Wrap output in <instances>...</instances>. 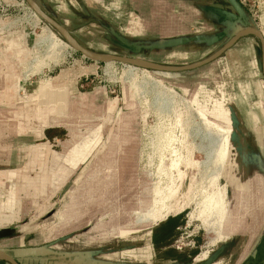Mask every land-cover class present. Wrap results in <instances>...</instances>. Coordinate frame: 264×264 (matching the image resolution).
Segmentation results:
<instances>
[{"label":"rangeland","instance_id":"1","mask_svg":"<svg viewBox=\"0 0 264 264\" xmlns=\"http://www.w3.org/2000/svg\"><path fill=\"white\" fill-rule=\"evenodd\" d=\"M261 2L259 0L256 19L246 14L252 25L259 23ZM7 4L14 7L0 18V24L6 22L0 26V32L19 30L28 36L32 56L23 65L27 72L23 73L26 80L42 82L44 87L55 77L69 81L76 110L65 122V130L50 142L53 155L47 158V164H33V168L26 170L27 180L13 178L0 184V248H12L10 246L19 244V239L12 240L10 237L18 234L16 226L43 215L39 221L46 222V227L40 233L31 234L22 245L36 247L46 243L44 246L71 253L73 258L70 260H75L73 264H100V260L104 259L111 260L113 264H175L166 262L164 257L179 256L178 249L186 250L192 240L196 241L193 250L199 255L195 261L186 259L185 264L240 262L238 259L244 250L237 249V244L227 242L223 250L220 248V241L226 236L229 216V202L222 200L224 175L221 172L215 184L209 190H203L199 185L200 170L193 168L204 158L196 146L202 136L191 135L198 125L197 116H206L218 125L223 123L211 119L181 93L180 87L186 86L177 84H182L177 75L87 60L74 52L23 0ZM109 17L113 16L109 14ZM110 27L115 30L122 28L123 33L122 25L110 24ZM48 36L53 37L50 38L52 42L47 39ZM98 38L96 35L94 39ZM255 40L259 46V41ZM119 51H115L114 55H118ZM135 57L153 61L159 59L153 56ZM176 76L178 78L175 79ZM34 89L28 87L26 96L20 89L16 93L12 88L7 89L8 103L4 114L10 118L4 121L7 129L13 127L14 120L11 118L21 103V115L28 116L29 96H35ZM167 93L172 94V102L163 100ZM79 109H82L80 113ZM162 116L166 118H161L164 123L161 126L167 124L175 131L171 143L174 147H168L170 151L167 152L170 155L174 150V166L172 169L168 166L158 177L160 155L155 150L158 148L156 140L159 139L157 132ZM23 121L29 123V120ZM180 130L182 133L189 132L192 141L188 140V148L192 149L183 151L176 146L179 141L186 142ZM228 137L229 133L227 147ZM15 140L6 137L0 140V144L12 146ZM21 140L32 141L33 138L23 137ZM13 154L6 153L10 158ZM68 159L73 160L69 162ZM159 178L162 182L157 186ZM161 186L168 191L162 193L159 190ZM172 189L173 194L170 193ZM25 194L40 199L32 201ZM207 194L220 195L221 210L218 221L215 220L217 223L208 217V211H200V205H197ZM225 196L227 198V194ZM154 203V213L165 206L162 215L150 223L139 221L140 214ZM19 210H23L21 216H17ZM167 218L176 219L179 228L169 242L170 247L161 252L162 258H157L158 254H155V261L150 263L132 259L133 254L141 259L149 256L144 245L147 244L150 229ZM207 219L211 220L209 225ZM191 245L193 247V243ZM67 261L50 263L69 264ZM31 262L24 261L22 264H50ZM0 264L6 263L0 261Z\"/></svg>","mask_w":264,"mask_h":264},{"label":"crops","instance_id":"2","mask_svg":"<svg viewBox=\"0 0 264 264\" xmlns=\"http://www.w3.org/2000/svg\"><path fill=\"white\" fill-rule=\"evenodd\" d=\"M34 1L86 49L111 55L120 50L118 55L134 58L153 56L159 58L158 61L142 60L164 66L180 67L201 62L218 52L246 26L255 27L264 37V0L260 6L259 23L254 25L248 21L244 10L239 16L227 0ZM110 24L124 26L123 33L122 28L115 30ZM96 35L98 39H94ZM28 41V36L19 30L0 32V140L6 137L17 139L12 146L0 144V184L13 178L27 180L26 170L33 168V164H47V158L53 155L50 142L65 130V122L76 110L69 81L55 77L44 87L42 82L26 80L23 65L32 56ZM161 74L177 75L179 78L176 76L175 79L182 83L177 84L186 86L180 87L181 93L189 101L211 119L230 127L227 157L221 171L225 183L222 200L229 202V216L220 248L223 250L227 242L237 244V249L244 250L237 264H247L264 249V79L260 45H256L255 37L245 36L208 64L189 71ZM28 87L35 88V96H29L31 108L28 116L21 115L20 102L21 106L11 118L13 127L7 129L4 122L10 119L4 115L8 103L7 89H14V93L20 89L26 96ZM81 111L79 109L78 113ZM180 132L186 137L187 145L179 141L176 146L183 151L192 149L188 148V140L192 141L189 132ZM23 137H32L33 140H21ZM7 152L14 154L10 158ZM25 196L32 201L40 199L34 195ZM22 214L23 210H19L17 216ZM41 216L16 226L18 234L10 237L19 239L20 243L7 249L25 247L22 244L31 234L40 233L46 227V222L39 221ZM178 228L177 220L170 218L151 227L144 245L149 256L141 259L132 253V259L152 262L155 254L162 258L161 252L170 247L169 242ZM195 242L188 243L190 248L185 247L186 250L178 249L179 256L164 257L163 260L175 264H185L186 259L195 261L199 255L193 250ZM67 262L73 264L75 260ZM100 262L113 264L106 259Z\"/></svg>","mask_w":264,"mask_h":264},{"label":"bare ground","instance_id":"3","mask_svg":"<svg viewBox=\"0 0 264 264\" xmlns=\"http://www.w3.org/2000/svg\"><path fill=\"white\" fill-rule=\"evenodd\" d=\"M50 38H53V37H49L47 39L52 42ZM125 65H128V64H125ZM129 66H132V65H129ZM163 100L172 102L173 100L172 94L171 93L165 94ZM198 116L196 118L198 125L197 127L193 128L191 135L202 136L200 140H198L199 143H196V146L198 145L197 151L202 152L204 154V158L200 164L195 163L193 168H195L198 171L200 170V180H199L200 187L204 188L203 190H209L210 189L209 187L214 185L215 182L218 180V177L224 166L225 158L227 155V135L229 133V128H228L229 126H227V124L218 125L203 115L202 116L198 115ZM161 118L165 120L166 116H162L159 118L160 126L164 124L163 122L160 121ZM157 134L159 135L158 136L159 139L156 140L157 141L156 147L158 148L155 150V152H159L158 154L160 155L159 168H158V177H160L161 174L165 171V169L168 166H170V168L174 166V164L172 163L174 150H172L173 153L170 155H167V152L170 151L168 150V147L171 149H173L174 147V145L171 143L174 141L175 131L169 125L166 124V126L160 127ZM161 182L162 180L159 178L156 185L159 186ZM174 183H177V179H174ZM159 190L162 193H166V191H168V188L165 189L164 186H161L159 187ZM170 193L173 194L174 190L173 189L170 190ZM219 198H220L219 194L218 195L216 194L214 196H210L207 194V195H204L201 201L198 202L197 204V205H200V211H208V217L213 221L217 220V217L219 219V216H220L219 213L221 210V203L218 201ZM154 207H155V203L153 206L150 207L149 210H146L145 212L141 213L139 221H147L148 223L152 221H156L155 219L159 218L162 215L161 211H164L165 206L162 207V209H160V211L156 213H154V210H153ZM211 220L209 221L207 219L206 223L208 222V225H209V223H211Z\"/></svg>","mask_w":264,"mask_h":264},{"label":"water","instance_id":"4","mask_svg":"<svg viewBox=\"0 0 264 264\" xmlns=\"http://www.w3.org/2000/svg\"><path fill=\"white\" fill-rule=\"evenodd\" d=\"M28 7L51 29L57 32L73 49L74 52L81 54L85 59L96 63H119L128 64L144 70H150L153 72L163 73H177L193 70L208 64L221 55H223L228 49H230L240 38L245 36L255 37L260 44L262 74L264 79V37L261 32L255 27L246 26L240 32H238L227 44H225L218 52L209 58L189 66H164L155 63H151L142 59L134 57H126L121 55L111 54H98L86 49L82 46L75 37L61 24H59L53 17H51L43 8H41L34 0H23ZM233 7L235 12L241 16L243 9L236 0H227ZM73 258V255L69 252H63L56 250L50 246H36V247H21L13 249L0 248V261L6 264H22V261H41V262H57L66 261Z\"/></svg>","mask_w":264,"mask_h":264},{"label":"built area","instance_id":"5","mask_svg":"<svg viewBox=\"0 0 264 264\" xmlns=\"http://www.w3.org/2000/svg\"><path fill=\"white\" fill-rule=\"evenodd\" d=\"M244 12L253 19L257 18L259 0H236ZM14 7L13 5L7 4L4 0H0V18L7 15V12ZM83 87V84L81 85Z\"/></svg>","mask_w":264,"mask_h":264},{"label":"flooded vegetation","instance_id":"6","mask_svg":"<svg viewBox=\"0 0 264 264\" xmlns=\"http://www.w3.org/2000/svg\"><path fill=\"white\" fill-rule=\"evenodd\" d=\"M251 261H249V263L247 264H263L264 261V249L263 250H259L258 254L254 257L250 259Z\"/></svg>","mask_w":264,"mask_h":264}]
</instances>
